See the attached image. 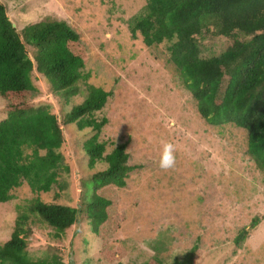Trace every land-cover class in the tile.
Returning a JSON list of instances; mask_svg holds the SVG:
<instances>
[{"label":"rangeland","instance_id":"obj_1","mask_svg":"<svg viewBox=\"0 0 264 264\" xmlns=\"http://www.w3.org/2000/svg\"><path fill=\"white\" fill-rule=\"evenodd\" d=\"M0 2L17 28L45 18L66 20L87 49L88 83L112 93L96 114L108 119L99 141L105 142V153L126 141L129 164L136 165L125 186L116 191V208L126 218L105 238L111 247H125L122 264H140L154 255L170 264L194 244L202 252L198 264H264V174L245 153L243 130L213 128L199 117L189 91L167 69L166 47L148 48L140 35L131 38L128 21L142 12L145 0ZM198 42L204 57L218 55L230 44L211 31L202 33ZM32 82L33 106L50 105L61 118L73 105V98L62 105L40 74L35 73ZM80 86L83 93L87 85ZM7 114L0 97V121ZM69 126L73 131L74 125ZM69 129L62 146L63 163L69 169L62 171L54 190L61 202L76 205L80 180L105 163L87 167L86 158L77 152L87 131L72 137L74 131ZM165 142L176 146V165L167 171L159 167ZM36 196L52 202L53 190L34 193L23 186L13 199L0 202V245L9 238L19 212L39 219L28 203ZM254 218L258 221L252 226ZM39 220L27 238L26 254L31 260L56 257L64 264H115L99 256L103 239L91 232L86 218L59 237ZM242 228L247 234L236 242Z\"/></svg>","mask_w":264,"mask_h":264},{"label":"trees","instance_id":"obj_2","mask_svg":"<svg viewBox=\"0 0 264 264\" xmlns=\"http://www.w3.org/2000/svg\"><path fill=\"white\" fill-rule=\"evenodd\" d=\"M127 28L131 38L140 35L148 48L166 47L167 69L189 91L199 117L213 128L243 130L245 153L264 174V0H145L142 12L130 17ZM209 31L230 44L220 54L204 57L198 37ZM88 60L79 34L66 20L45 18L17 28L0 2V97L8 110L0 121V202L13 199L23 186L34 193L53 190L52 202L38 196L28 201L40 220L24 211L17 214L9 238L0 245V264H64L56 257L33 261L27 256L30 229L39 220L59 237L81 218L103 239L98 251L102 260L122 264L125 247H111L105 238L126 218L116 208V191L125 186L136 165L129 164L126 141L115 144L109 153L105 142L99 141L108 119L96 114L112 93L88 83ZM35 73L62 105L73 98L61 118L50 105L30 103L36 91ZM82 83L87 85L83 93ZM69 124L74 125L69 136L87 131L77 149L87 167L105 163L80 180L76 205L61 202L54 190L62 171L69 169L62 149ZM257 221L254 218L251 225ZM246 234L242 228L236 242ZM201 253L194 244L170 264H198ZM140 264L164 261L154 255Z\"/></svg>","mask_w":264,"mask_h":264},{"label":"clouds","instance_id":"obj_3","mask_svg":"<svg viewBox=\"0 0 264 264\" xmlns=\"http://www.w3.org/2000/svg\"><path fill=\"white\" fill-rule=\"evenodd\" d=\"M176 146L172 142H165L160 153L159 167L162 170L173 169L176 165Z\"/></svg>","mask_w":264,"mask_h":264},{"label":"water","instance_id":"obj_4","mask_svg":"<svg viewBox=\"0 0 264 264\" xmlns=\"http://www.w3.org/2000/svg\"><path fill=\"white\" fill-rule=\"evenodd\" d=\"M69 264H73V261H70V263Z\"/></svg>","mask_w":264,"mask_h":264}]
</instances>
